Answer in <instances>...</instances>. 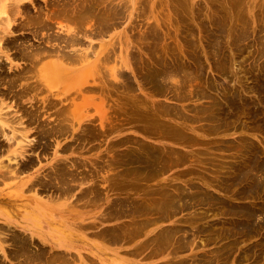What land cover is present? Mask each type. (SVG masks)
I'll list each match as a JSON object with an SVG mask.
<instances>
[{
    "label": "rangeland",
    "instance_id": "1",
    "mask_svg": "<svg viewBox=\"0 0 264 264\" xmlns=\"http://www.w3.org/2000/svg\"><path fill=\"white\" fill-rule=\"evenodd\" d=\"M51 1L25 0L24 3L28 10L36 12L47 9ZM227 1L229 0H112L113 8L120 6L117 8L120 12L114 23L99 34L94 33L89 37H83V44L79 49L83 51L82 55L86 58L94 60L105 57V60L100 58L101 62L104 60L102 63L110 70L114 65L125 64L126 56L123 55L124 52H121L124 47L131 45V49L135 51L138 45H147L149 40L146 36L152 28H156L158 34L162 35L158 42L159 52L167 47L166 45L169 47L175 44V47H169L173 49L178 46L186 47V37L183 40L181 36L185 35L186 28L190 29L187 38L193 34L190 39L195 40L198 47L201 46L199 48L203 53L200 57L202 69L200 67L193 69L192 53L185 52L180 56L179 63L187 66L185 67L187 72H194L192 75L196 77L194 81L186 82L183 90L190 92L198 88L207 96L198 99L188 96L179 100L173 92L165 89L154 91L155 93L149 92L146 84H142L140 88L134 84L132 89H126L128 95L137 94L142 99L144 97L143 100L148 106L155 103L154 105L161 109L179 108L185 116V118L177 119L183 123L187 134L185 143L178 146L182 148V153H186L184 163L169 167L168 170L156 176V179L151 178V181L145 178L142 182L138 181V188L143 193L139 197H144L146 190L151 188L149 185L154 182L158 185L164 184L163 179H165L166 183L180 182L181 186L183 184L186 185L183 187L188 186L190 191L195 190L197 185L196 189H207L206 191L217 194L221 203L217 202L213 205L216 204L217 207L219 204L220 207L212 206L211 210L208 202L198 201L200 204L194 202L195 205L173 213L170 218H162L147 228L144 227L141 235L131 239L128 236L133 234L125 229L124 237L127 241L123 243H113L102 237L99 233L103 225L115 220L113 215L115 199L123 197L126 204L129 199V174L119 178L124 182L123 189H120L121 186H115L114 181L116 170H118V159H121L120 155L123 154L121 148H124L123 152L133 150L139 143L155 147L157 139L151 133L144 136L146 132L143 128L139 131H134L127 126L121 129L104 128L100 125L99 117L94 109H91V113L94 114L92 141H86L85 137L75 138L81 131V127L79 128L78 123H75L74 127L69 129L70 132L50 137L47 142H44L36 127L38 123L35 121L29 123L26 118H23V124L27 125L22 142L27 148L25 155L17 156L15 160L12 158L15 156L7 155L5 149L7 142L3 140L0 142L3 145H0V160L3 159V163L6 164L9 162L7 157L9 156L13 159L10 167L16 166L13 175L0 178V208L6 214L0 213L3 231H7L5 221L12 222L11 229L17 237L27 239L29 241L27 244L32 250H43L48 262L101 264V261L113 262V258H117L121 264H172L178 261L177 257L185 258L186 256L191 261L194 256L205 257L217 253L220 249L223 250L224 257L218 256L215 259L224 261V264H264V0H230V3ZM120 2H123L122 6ZM217 5L226 6L227 9L223 10L222 6L220 9ZM219 10L222 11L219 13ZM14 17L15 20L11 24L13 32L11 35L6 33L7 36H11L12 39L13 37L21 38L22 34L28 33L25 35L31 38L29 30L14 28L24 21L25 10ZM223 17L226 21H223ZM217 23L222 24V27L226 24L224 29L228 32L223 29L225 37L220 36L221 38L218 39L219 36H217L222 43L221 53L213 52L217 46L214 32L216 27L221 28V25ZM57 26L53 30L61 31ZM201 26H203L202 29L204 27L206 29L202 30ZM94 31H96L95 28ZM210 34L214 38L209 36ZM211 40H213L212 43H210ZM30 41L35 42L32 38ZM1 47L4 53H10L9 57L13 63L23 64V59L14 55L16 46H9L8 51L5 47ZM107 48H109V56H104L108 53ZM0 59L3 70L0 71V97L3 96L4 101L11 106L10 112L17 117L21 115L22 110L17 105L21 107L33 103L42 105L39 98L46 93L44 91L39 93L38 99L32 98L30 94L17 99L12 97L6 83L2 81L11 71L8 70L10 61L1 53ZM125 68L126 75L124 79L119 77V80L127 81L129 77L137 83L139 80L137 76L133 75L130 68ZM119 91L114 92L112 98L116 97ZM73 94L74 92L71 93ZM112 98L108 100L109 105L113 103ZM196 107H201V112ZM45 114L44 109L41 117ZM193 114L195 116H192ZM109 115L113 121L112 124L121 122L122 117H126L125 113L115 109L110 110ZM137 138L142 142H134ZM0 139H3L2 136ZM65 145L68 146L65 147ZM26 160H29L28 166L21 168L20 165H16ZM74 161L77 166L74 165ZM104 161L109 164L106 166ZM64 163L74 170L77 169L78 175L83 172L84 176L87 173L92 175H87L80 180L82 183L72 182V185H75L71 191L58 197L56 188L48 187L49 190H45L43 184L50 180L52 185L59 186L58 180L49 179L48 175H54V171ZM95 164H98V170L93 168ZM101 172L103 174L108 172V175L106 173L102 175ZM39 179L42 181L41 184ZM93 184L95 185L93 189H96L98 194L94 197L89 195L90 192L83 195L82 190H90ZM42 204L50 213L59 207L65 210L63 236L47 232L50 228L48 223L41 227L25 219L28 212L41 215ZM233 207L236 208L235 211L230 210ZM194 209L198 214L205 211V216L198 220L189 219V212L194 213ZM247 210H250L253 215L244 214ZM146 214L150 215V212ZM179 222L188 223L187 244L190 246L188 249H180L177 254L167 250L144 252L147 251L144 245L147 236L154 235L158 230ZM196 222L201 227L200 232L197 228H193ZM235 223L238 229L233 231L232 226ZM246 223L257 230H249ZM206 225L208 227L203 229ZM244 228L246 230H243ZM0 236L4 238L2 233ZM138 240H141V244ZM8 243L9 241L2 243L5 251L10 248ZM17 246L18 243L15 242L14 247ZM19 259V256H4V252L0 249V263L18 264Z\"/></svg>",
    "mask_w": 264,
    "mask_h": 264
},
{
    "label": "bare ground",
    "instance_id": "2",
    "mask_svg": "<svg viewBox=\"0 0 264 264\" xmlns=\"http://www.w3.org/2000/svg\"><path fill=\"white\" fill-rule=\"evenodd\" d=\"M111 1L112 0H52L47 9L31 12L30 9L28 10L27 6V8L25 7V0H0V53L2 55L4 54L10 61L8 70H11L8 76L3 78L2 81L6 83L8 92L12 93V97L15 99L22 98L26 94H30L32 98L38 99L37 96L39 93L43 91L46 92L39 98L42 105L35 103L25 107L17 105L18 108L22 109L21 115L17 117L10 112L9 109L11 106L4 101V97H0V136L3 138L0 139V142H2V140L3 142H7L5 148L7 155L15 156L12 157L15 158V160L19 156L25 155L27 148L23 146L22 142L26 135L27 125L23 124V118H26L29 123L34 121L38 123L36 127H38L40 138L45 140L44 142H47V139L50 137H56L70 132L69 129H72L75 123H78L79 128L81 127V131L78 132L75 138L85 137L87 139L86 141H92L91 137L94 134L92 132V127L94 126V114L91 113V109H94L96 115L99 117L100 125L104 128L108 129L109 127H113L121 129V127L127 126L134 131H139L143 128L146 132L144 136L151 133L157 139L155 141V147L139 143L133 150H126L123 152L124 148H121V153L123 154L120 155L121 159H118V170H116L114 181L115 186H121L120 189H123L124 182L119 178L126 177V175L129 174V199L127 204L123 197L115 199L113 207L115 220L111 223H105L99 233L102 237L113 243H123L127 241L126 237H124L125 229L133 234L128 236V238L131 239L141 235L144 227L147 228L162 218H170L173 213L183 211L191 207V205H195L194 202L197 204H200L198 201L208 202L212 210V206L216 205L213 204L217 202L219 203L221 200L216 196L217 194L214 195L213 193L208 192L209 190L206 191L207 189H196L197 185L195 190L191 189L192 191H190L188 190V186L187 188L183 187L186 185L183 184V186H181L180 184L182 183L180 182L171 183L168 181V183H166L165 179H163L164 184L158 185V183L154 182L149 185L151 188L146 190L144 197H139L140 195H143V193L138 188V181L142 182L144 178L147 180L150 179L149 181H151V178L156 179V176L160 175L164 170H168L169 167L171 168L173 165L177 166L184 163L186 153H182V148L178 146L180 144L183 145V142L185 143L187 134L183 123L177 121V119L185 118V116L179 108L174 109L171 107H164V109H161L154 105L155 103L148 106L145 104L146 101L143 100L144 97L142 99L137 94L128 95L126 94V89H132L134 84L137 88H140L142 84H146V87L150 90L149 92L155 93L154 91L165 89L166 91L173 92L179 100L188 98V96H193L196 99L200 97L203 98V96L207 95L198 88L192 89L190 92L189 90H183L186 82H192L196 77L192 75L194 72H187L185 69L187 66L182 65L183 63H179L181 55L185 54V52L192 53L191 65H193V69H197L196 67L202 69L200 57L203 53L200 52L199 47L201 46L198 47L195 40L190 39L193 34L190 38H187L190 32L189 28H186V31L184 30L185 35L181 36L183 40H185L184 38L186 37V47L182 46L179 48L178 46V48L173 49L169 47H175V44L174 46L169 47L166 45L167 47L159 52L158 42L162 35L158 34L156 28H152L150 33L146 36L149 40L147 45H138L136 48L137 50L135 51L131 49V45L127 44L128 46L124 47V50L121 51L124 52L123 55L126 56V59H124L125 64L123 65H114L113 68L109 70V68L102 63L106 59L105 57H99L94 60L92 58H86L82 55L83 51L79 50L81 49L80 46L83 44V37H89L94 35V33L95 35L96 33L99 34L102 30L111 27L117 14L120 12L117 10L120 6L113 8L114 4H112ZM120 3L122 6L123 2ZM221 6L224 7L223 10L227 9L225 8L226 6L223 5L218 7L222 9ZM234 6L232 8H234ZM213 7H215V5ZM24 10L26 15L24 21H22L21 24L14 26V28L20 27L29 30L28 32L31 33V38L35 42L30 41L31 38L25 35L28 33L22 34L21 38L13 37V39L6 34L9 33L11 35V32H13L11 30V24L15 20L14 16L16 14H22ZM220 11L222 10H219L218 12L220 13ZM224 18L225 17H223V21L225 20ZM56 23L59 26H57ZM217 24L219 25V23ZM220 25L222 30L221 28L216 27L214 32L215 44L217 46L215 45V51H211L221 53L222 43H220V40L218 39L221 38L220 36L225 37L223 29L227 25L225 24L224 27H222V24ZM55 26L59 27L63 32L54 31L53 29ZM202 27L203 26H201V29ZM94 28L96 31H94ZM204 29H206V27L202 30ZM224 30L227 32L226 29ZM209 36L214 38L211 34ZM217 36H219V38ZM212 41L213 40H211L210 43H212ZM162 44L165 45V43ZM11 45L17 47L14 55L16 54V56H20V58L23 59L22 65L21 63H13L9 57L10 53H4V51H2L1 46L5 47V50L8 51V47ZM106 50V52H108L109 48ZM202 50L204 51V48ZM109 53L110 52H108L107 55L103 54L104 56H109ZM100 58H103L104 60L101 62ZM125 67L130 68L133 75L137 76L139 79L137 80V83H134L129 77L127 81L119 80V77L124 79V76L126 75ZM0 71H3L1 59ZM89 80H92V82H89ZM118 90L120 91L117 93V96L112 98L113 93L116 91L118 92ZM73 92L74 94L71 95ZM111 98L113 103L109 105L108 100ZM200 108L201 107H196L199 112H201ZM44 109L46 110V114L41 117ZM112 109L123 114L125 113L126 117H122L121 122L112 124L113 121L110 119L109 115V111H112ZM192 116H195V114ZM104 135H106V133ZM139 140L137 138L134 142H142ZM67 146L68 145H65V147ZM7 157L9 162L6 164L3 163V159L0 160V178L13 175L16 171L14 170L16 169V166L13 168L10 167L13 159L9 156ZM27 161L29 162V160H26L22 163H16V165H20L21 168L26 167L29 165ZM74 163V165L77 166L75 161ZM105 164L107 166L109 163L105 162ZM97 167L98 164H95L93 168L97 169ZM190 169L193 170L191 167ZM186 170L189 169L186 168ZM76 171L77 169L74 170L65 163L61 164L54 171V175H48L49 179L53 178L54 180H58L60 183L59 186L52 185L50 180L46 182L43 181V187L46 188L44 189L49 190L47 189L48 187H50V189L52 187L56 188L55 190L59 197L65 192H70L74 185L77 184L76 181L82 183L80 180L87 177V175H92L91 173L88 174V171H85L87 173L85 176L83 175L84 172L83 174L80 173L78 175V172L76 173ZM105 173L108 175V172ZM105 173H102V175H105ZM104 179H106V177ZM72 182L76 183L72 185ZM41 183L42 181L40 180V184ZM33 184H35V182ZM94 184L96 185V183ZM93 185L92 187L89 185L91 187L90 190H82L84 192L83 195L87 192H90L89 195L92 197L97 195L98 191L93 189L95 188V185L94 187ZM191 187L192 186H190V188ZM219 204L217 205L219 206ZM41 206L43 208V214L41 213V215H38L35 212H28L25 215V219H28L33 225L41 227L48 223L50 228L47 232L63 236L62 225H65V210L62 207H59L50 213L46 211L43 204ZM41 206L38 205L39 208H41ZM230 210L235 211L236 208L233 207ZM149 212L150 215L146 214ZM193 212L194 213L192 214L189 212L190 216H188V218L191 220H198L200 217L205 216V211L198 214L194 209ZM0 213L5 214L1 208ZM208 213L209 211L207 214ZM244 214L253 215L250 210L245 211ZM5 223L4 224L7 227L6 232L2 230L4 226L0 224V234L2 233L4 236V238L0 236V249L4 252V256H19L20 259L18 264H66L65 262L62 263L55 261H49L51 262L49 263L44 257L43 250H32L27 244L29 243L27 239L17 237L13 232V229H11L12 222L6 220ZM51 224L54 225L55 229ZM187 226V222H179L176 225H171L158 230L154 235L147 236L146 241H144L147 251L145 250L144 252L149 253L150 251L156 252L167 250L168 252H174L177 254L180 252V249H188L190 246L187 244ZM208 226L210 225L208 224ZM208 226H203V229H206L205 227ZM246 226L249 230H257L255 227H249L247 223ZM57 227H60L61 229H56ZM193 228H197L198 232L201 230L198 222H196ZM232 229L233 231L235 229L237 230L238 225L235 223L234 226H232ZM243 230H246V228ZM247 232L251 233L250 231ZM3 241H9L8 246L10 248L5 246L6 248H9V250L5 251L4 244H2ZM15 242L18 243L17 247H14ZM138 242L141 244V240H138ZM134 253L137 252L134 251ZM207 256H205L207 258L204 256H194V259L191 261H189L186 256L185 258L183 256L177 257L178 261L172 264L225 263L224 261L222 262L219 259H215L218 256H223V250L221 251L219 249L217 253H212ZM101 262L103 264H121L117 258H113V262ZM0 264L6 263L2 262Z\"/></svg>",
    "mask_w": 264,
    "mask_h": 264
}]
</instances>
